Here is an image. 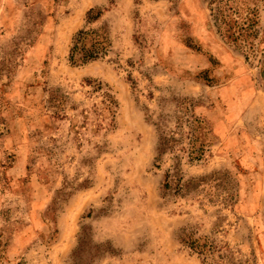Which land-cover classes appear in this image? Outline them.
<instances>
[{
    "label": "rangeland",
    "instance_id": "374dc122",
    "mask_svg": "<svg viewBox=\"0 0 264 264\" xmlns=\"http://www.w3.org/2000/svg\"><path fill=\"white\" fill-rule=\"evenodd\" d=\"M207 6L0 0V264H74L83 229L77 264H264V6L254 51ZM91 8L113 46L74 65Z\"/></svg>",
    "mask_w": 264,
    "mask_h": 264
},
{
    "label": "trees",
    "instance_id": "16d2710c",
    "mask_svg": "<svg viewBox=\"0 0 264 264\" xmlns=\"http://www.w3.org/2000/svg\"><path fill=\"white\" fill-rule=\"evenodd\" d=\"M207 8L210 12L215 26L229 45L244 49L245 51L255 50V40L260 37V23L262 17V6L264 0H207ZM104 10L99 8H91L87 11V24L80 28L72 38L70 47L69 60L74 65H82L88 62L97 60L109 52L113 46L111 31L108 25L101 24L91 26L100 20ZM98 86V85H97ZM105 109L109 112L113 111L116 106V99L106 93ZM64 103V97H61V107ZM196 122L201 123L199 119ZM200 137V136H199ZM199 137L196 141H199ZM168 141H173L169 138ZM165 144L167 142L165 141ZM189 151L190 157H198L203 152V147H192ZM159 151L162 149L157 148ZM195 154V155H194ZM170 175L167 174V182L165 187H169L168 181ZM89 233L83 229L79 239V249L73 251L74 264H77L76 259L80 258V253L84 247L90 244L91 239ZM183 243L191 249L201 254H207L212 245L206 242L205 238L194 237L193 234H186L179 237Z\"/></svg>",
    "mask_w": 264,
    "mask_h": 264
}]
</instances>
